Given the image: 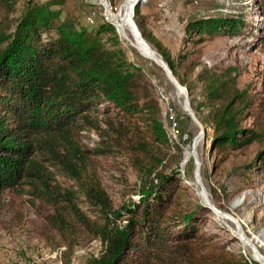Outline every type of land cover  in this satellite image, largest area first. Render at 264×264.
Returning <instances> with one entry per match:
<instances>
[{"label": "trees", "instance_id": "1", "mask_svg": "<svg viewBox=\"0 0 264 264\" xmlns=\"http://www.w3.org/2000/svg\"><path fill=\"white\" fill-rule=\"evenodd\" d=\"M253 1L259 18L254 38L264 54V0ZM61 4L26 6L10 29L16 2L0 0V196L25 191L54 208L60 227L72 223L98 240L103 253L90 264H250L199 235L206 210L186 198L171 171L133 184L138 202L117 207L110 199L98 161L118 158L123 171L142 181L145 169L164 162L159 152L168 139L143 76L110 46V24L79 28L69 12L59 19ZM244 26L190 17L185 31L194 43ZM166 63L175 75L173 62ZM260 93L256 99L223 83L207 88L210 147L221 162L257 148L254 164L240 177L249 184L254 172L264 182V77ZM90 134L97 137L92 150L80 142Z\"/></svg>", "mask_w": 264, "mask_h": 264}, {"label": "rangeland", "instance_id": "2", "mask_svg": "<svg viewBox=\"0 0 264 264\" xmlns=\"http://www.w3.org/2000/svg\"><path fill=\"white\" fill-rule=\"evenodd\" d=\"M47 1L61 2L59 19L63 20L69 12L79 28L90 30L94 25L110 24L115 35L110 46L114 43L124 54V61L138 68L159 109L169 144L159 152L164 161L160 166L145 169L141 173L143 180L139 181L132 173L123 171L125 166L118 158L107 156L98 161L104 171L100 175L102 185L115 205L138 202L141 195L139 190L132 191L133 184L147 185L158 171L166 174L171 171V176L184 188L186 198L206 210L200 216V236L250 264H256L252 248L264 258V182L256 172L252 184L240 178L254 164L257 148L233 153L221 162L218 153L210 147L207 121L208 85L223 83L226 88L248 90L256 99H262L264 54L256 47L254 38L259 35L254 1H138L137 15L133 10L138 34L169 71L166 59L173 62L176 69L173 77L183 86L185 96H178L159 65L142 58L117 32L112 18L121 16L128 0H102L101 4L99 0H15L13 23L9 28L14 29L26 6ZM202 16L239 20L245 26L236 34L222 33L191 43L185 31L188 19ZM186 97L188 104H185ZM80 142L92 150L96 148L97 137L90 134ZM238 200L237 208L232 209V203ZM220 214L230 215L237 224L224 221ZM243 236L249 243L243 241ZM103 249L98 240L74 224L60 227L54 208L25 191L0 196V264H90L102 255Z\"/></svg>", "mask_w": 264, "mask_h": 264}, {"label": "bare ground", "instance_id": "3", "mask_svg": "<svg viewBox=\"0 0 264 264\" xmlns=\"http://www.w3.org/2000/svg\"><path fill=\"white\" fill-rule=\"evenodd\" d=\"M101 1L102 0H99L100 4H101ZM133 1L134 0L126 1L127 3L124 7V10H123L121 16L117 19L112 18L113 23L116 25V29H117V32L119 33V35L123 38V40L125 42H127L131 46V48H133L142 58L149 60V61L153 62L154 64L159 65V67H160V64H159L160 58L142 40V38L138 34V30H137L136 26L133 23V11H132ZM104 8L106 9V5H104ZM167 80L174 87L178 96H185L183 86L173 83L169 77H167ZM185 104H188L187 97L185 100ZM202 196L205 197L204 192H202ZM239 202H240V200L233 202L231 208L232 209L237 208ZM220 215L224 219V221H229L231 223L237 224L236 220L233 219L230 215H228V214H220ZM242 239L244 242L247 241L249 243V240L247 238H244V236ZM251 254H252V258L256 264H264V258L260 255V253L257 250H255V248L251 249Z\"/></svg>", "mask_w": 264, "mask_h": 264}, {"label": "water", "instance_id": "4", "mask_svg": "<svg viewBox=\"0 0 264 264\" xmlns=\"http://www.w3.org/2000/svg\"><path fill=\"white\" fill-rule=\"evenodd\" d=\"M138 1L139 0H136L135 2H133V4H132V11L135 9V7L138 5ZM159 64H160V67L163 69V71L165 72V74H166V76L167 77H169L171 80H172V82L173 83H175V84H178L177 82H176V80L174 79V75L172 74V72H170L169 70H168V68H167V66L160 60L159 61Z\"/></svg>", "mask_w": 264, "mask_h": 264}]
</instances>
